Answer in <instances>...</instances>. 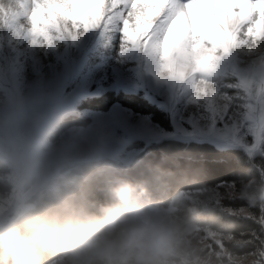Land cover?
I'll list each match as a JSON object with an SVG mask.
<instances>
[{
    "label": "snow or ice",
    "instance_id": "obj_1",
    "mask_svg": "<svg viewBox=\"0 0 264 264\" xmlns=\"http://www.w3.org/2000/svg\"><path fill=\"white\" fill-rule=\"evenodd\" d=\"M22 20L34 43L49 45L53 33L115 29L125 51H142L159 79L191 93L189 102L207 113L193 134L221 150L162 179L161 192L171 193L170 204L183 202L178 213L199 211L198 231L222 262L232 255L226 240L235 239L237 255L264 264V205L237 196L249 181L264 184V0H0V23L18 30ZM228 57L231 79L219 84L211 78Z\"/></svg>",
    "mask_w": 264,
    "mask_h": 264
},
{
    "label": "rangeland",
    "instance_id": "obj_2",
    "mask_svg": "<svg viewBox=\"0 0 264 264\" xmlns=\"http://www.w3.org/2000/svg\"><path fill=\"white\" fill-rule=\"evenodd\" d=\"M20 24L17 30L0 23V161L10 171L11 185L10 192L0 194V220L25 208L28 196L73 163L91 162L95 171L122 170L145 147L164 140L220 148L214 138L193 134V125L203 126L207 113L189 102L191 93L159 79L155 62L142 51H125L119 31L81 28L62 38L53 33L49 45L34 43L26 20ZM232 65L231 57L222 59L211 79L228 82ZM106 91L142 95L166 114L171 129L119 102L106 111L81 106ZM71 117L89 123L61 131ZM81 147L85 158L78 159Z\"/></svg>",
    "mask_w": 264,
    "mask_h": 264
},
{
    "label": "clouds",
    "instance_id": "obj_3",
    "mask_svg": "<svg viewBox=\"0 0 264 264\" xmlns=\"http://www.w3.org/2000/svg\"><path fill=\"white\" fill-rule=\"evenodd\" d=\"M249 207L264 205V184L255 180L237 193ZM154 200L142 184L118 181L109 201L95 211L64 204L44 211L31 206L0 220V264H254L239 256L240 241L226 240L230 258L210 251L198 227L197 209Z\"/></svg>",
    "mask_w": 264,
    "mask_h": 264
},
{
    "label": "trees",
    "instance_id": "obj_4",
    "mask_svg": "<svg viewBox=\"0 0 264 264\" xmlns=\"http://www.w3.org/2000/svg\"><path fill=\"white\" fill-rule=\"evenodd\" d=\"M119 102L123 107L142 115H151L152 122L170 130L166 114L147 102L142 95L106 91L98 97L87 98L81 104L106 111ZM88 119L71 117L63 122L61 131L70 125L88 124ZM144 145V144H142ZM143 147V146H141ZM221 150L213 144L197 141L164 140L143 149L125 169L95 171L91 162H77L63 167L58 174L46 180L24 202L25 207L44 211L64 204L84 205L95 211L109 201V189L118 181L144 185L154 200L169 203L161 192V180L169 175H179L189 167H196L206 155ZM97 167V166H96ZM10 171L0 161V194L10 192L7 180ZM219 174V173H218ZM223 179L230 178L225 174Z\"/></svg>",
    "mask_w": 264,
    "mask_h": 264
},
{
    "label": "bare ground",
    "instance_id": "obj_5",
    "mask_svg": "<svg viewBox=\"0 0 264 264\" xmlns=\"http://www.w3.org/2000/svg\"><path fill=\"white\" fill-rule=\"evenodd\" d=\"M80 149L81 150L76 153V157L78 159H83V158H85V149H84V147H81Z\"/></svg>",
    "mask_w": 264,
    "mask_h": 264
}]
</instances>
